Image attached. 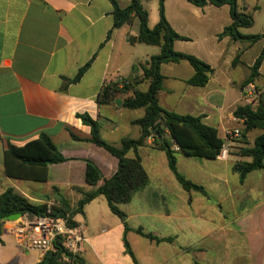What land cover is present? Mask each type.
Wrapping results in <instances>:
<instances>
[{"label": "crops", "instance_id": "obj_1", "mask_svg": "<svg viewBox=\"0 0 264 264\" xmlns=\"http://www.w3.org/2000/svg\"><path fill=\"white\" fill-rule=\"evenodd\" d=\"M117 1L125 8L131 0ZM237 3L242 12L252 15L254 24L256 14L264 11L263 0ZM165 16L177 34L188 38L176 41L175 51L197 57L213 73L205 86H193L188 81L194 69L188 62L163 64L159 103L170 112L202 116L224 141L226 130L244 128L234 113L244 105L241 88L264 50V37L256 42L221 37L232 23L228 5L199 8L187 0H166ZM136 21L108 37L114 25L109 0H0V194L12 187L35 203L66 200L74 206L81 199L75 188L90 190L86 161L99 168L103 179L116 173L118 159L89 141L91 128L78 115L88 114L98 122L101 137L112 145L141 136L134 122L144 116V109L133 114L134 110L122 108L125 95L116 99L121 100L119 106H100L97 101L105 84L141 77L142 66L160 53L159 47L145 50L140 48L144 45L129 43V36L139 31ZM158 21L149 20V27ZM250 29L240 33L255 36ZM138 49L144 51L141 57ZM93 58L82 79L65 87V79L75 78ZM258 83L264 86V60ZM148 87L144 82L137 89ZM125 111L128 118H120ZM255 130L233 143L227 161L176 152L179 173L203 187V193L183 189L165 152L148 138L138 150L148 184L136 191L129 204L120 206L130 229L125 230L104 196L96 198L84 215L73 218L84 238V251L73 264H264V167L250 172L243 182L233 171L234 164L243 160L236 152L253 146L262 133ZM42 134L69 161L48 166L46 182L8 178L4 156L8 146H24ZM127 157L135 158V153ZM24 220L21 216L5 222L0 264L42 261L45 254L27 247L19 233Z\"/></svg>", "mask_w": 264, "mask_h": 264}, {"label": "trees", "instance_id": "obj_2", "mask_svg": "<svg viewBox=\"0 0 264 264\" xmlns=\"http://www.w3.org/2000/svg\"><path fill=\"white\" fill-rule=\"evenodd\" d=\"M113 5V29L108 33L125 25H131L134 20L139 21V31L137 36H129V43L132 46L144 45L159 47L160 53L152 56L151 59L142 66L143 74L122 82H109L103 86L98 95L100 106L115 104V100L122 98V108L127 110L144 109V116L134 123L141 128L139 139L124 138L120 146L106 142L100 135L98 122L91 119L88 114L78 115L83 124L91 128V143L104 148L112 156L118 159V169L109 179H103L99 168L91 161H86L85 181L90 190L75 188L81 195V199L71 206L66 200H61L59 204H53L48 212V203H35L24 196L15 188H8L0 194V245L1 236L4 231V224L13 217L32 215L34 217H62L67 219L70 227H76L73 218L84 215L85 207L100 196H104L113 214L117 215L123 222L125 230L130 228L126 222L127 216L121 211L120 206L129 204L136 191L146 187L148 177L143 169L138 150L145 145L148 138L154 139L156 149L164 151L168 157L169 168L176 180L186 191L196 190L204 192L203 187L187 180L177 168L176 152L172 150L171 139L179 146L180 152L189 157H197L208 160H215L220 152L223 141L219 138L217 130L206 125L203 117L190 115H180L164 109L159 103V92L162 89L164 77L161 67L165 63L188 62L194 69L193 77L188 81L193 86L203 87L209 81L213 73L212 68L197 57L174 49L176 41H188V38L177 34L169 24L165 16V1L158 0L159 21L153 27H149V13L142 4V0H131L130 4L122 8L117 0H109ZM196 7L204 8L208 5L222 7L230 6L232 23L224 29L221 37L229 36L234 41L249 40L256 42L264 35L244 36L240 29L250 28L254 24L252 15L242 12L237 0H187ZM95 58V57H94ZM90 60L84 67L80 68L75 78L65 79V87L78 83L84 74L91 67L93 60ZM264 60V50L257 58L251 68V76L244 82L241 91L249 84H257L259 79V69ZM144 82L149 83L146 91H141L137 87ZM259 84V83H258ZM264 85V84H263ZM130 93V95H128ZM128 95V96H127ZM238 119H244L243 140L252 130H261L262 133L256 137L251 147H243L238 152V157L243 160L237 161L233 166V171L239 174L240 182L252 172L264 167V94L258 105L251 104L239 106L235 113ZM168 134H167V132ZM168 136V138H166ZM135 153V158H128L129 152ZM5 174L13 180H32L36 182H46L48 179V166L62 164L69 159L65 158L59 148L52 142L50 137L42 134L38 139L17 147L9 145L4 152ZM245 159H251V162ZM103 181L101 186L99 183ZM49 197H46V201ZM138 233L151 239H156L152 235L144 234L142 230ZM156 241H160L156 239ZM126 246L128 244L125 242ZM78 256L68 252L62 240L56 239L53 242V249L48 251L42 261L38 264H73L78 262Z\"/></svg>", "mask_w": 264, "mask_h": 264}, {"label": "built area", "instance_id": "obj_3", "mask_svg": "<svg viewBox=\"0 0 264 264\" xmlns=\"http://www.w3.org/2000/svg\"><path fill=\"white\" fill-rule=\"evenodd\" d=\"M123 80L121 79L120 82ZM264 94V86L259 84H249L242 92V100L244 105L256 106L262 99ZM243 105V106H244ZM244 122V119H240ZM167 132V131H166ZM168 134V132H167ZM243 131L239 128L226 130L225 139L222 143L217 159L227 161L230 157L233 143L243 137ZM172 150L180 152L179 146L171 139ZM53 204H48L50 213ZM24 223L19 229L20 234H24V244L29 248L38 249L42 254H46L53 249V242L61 239L64 248L74 254L80 255L84 251V238L76 227H70L67 219L62 217H34L32 215H24Z\"/></svg>", "mask_w": 264, "mask_h": 264}, {"label": "rangeland", "instance_id": "obj_4", "mask_svg": "<svg viewBox=\"0 0 264 264\" xmlns=\"http://www.w3.org/2000/svg\"><path fill=\"white\" fill-rule=\"evenodd\" d=\"M142 3L144 4L146 10L149 13V20H153L154 17H156L157 19H159V4H158V0H149V1H145L142 0ZM263 4H264V0H263ZM137 20V19H136ZM138 21V20H137ZM136 21V23L138 24V22ZM156 25V24H155ZM155 25L151 24L150 27H154ZM250 33H252L253 35H262V33H264V11L259 12L256 14L255 16V24H253V26L251 27V29L249 30ZM140 48H146L145 50H150V48H155V47H146V46H141ZM143 49H138L137 52V56L141 57L143 55L142 51ZM133 114H137V110L131 111ZM105 111H104V115H105ZM130 113H128V111H125V113L122 115H120V118L125 117L128 118ZM137 128H140L137 127ZM258 131H253L251 136L253 137ZM238 153V152H236Z\"/></svg>", "mask_w": 264, "mask_h": 264}, {"label": "water", "instance_id": "obj_5", "mask_svg": "<svg viewBox=\"0 0 264 264\" xmlns=\"http://www.w3.org/2000/svg\"><path fill=\"white\" fill-rule=\"evenodd\" d=\"M115 103L119 106V105H121V100H115ZM15 218H17V217H13L12 219H15Z\"/></svg>", "mask_w": 264, "mask_h": 264}]
</instances>
